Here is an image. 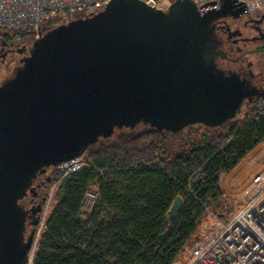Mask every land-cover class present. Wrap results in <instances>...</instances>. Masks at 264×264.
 Wrapping results in <instances>:
<instances>
[{"label": "water", "instance_id": "water-1", "mask_svg": "<svg viewBox=\"0 0 264 264\" xmlns=\"http://www.w3.org/2000/svg\"><path fill=\"white\" fill-rule=\"evenodd\" d=\"M195 0L156 8L111 0L102 10L40 33L0 80V264H32L39 218L22 200L49 168L83 155L117 129L178 132L234 119L249 86L217 67L211 20ZM181 206L177 197L169 218Z\"/></svg>", "mask_w": 264, "mask_h": 264}, {"label": "trees", "instance_id": "trees-1", "mask_svg": "<svg viewBox=\"0 0 264 264\" xmlns=\"http://www.w3.org/2000/svg\"><path fill=\"white\" fill-rule=\"evenodd\" d=\"M1 35L28 46L34 40L30 31ZM238 115L220 126L171 132L139 125L101 138L85 152L91 165L57 183L32 264H177L211 227L206 208L226 199L222 178L264 141V97L247 105L244 118ZM61 175L57 167L43 175L46 193ZM91 187L100 198L85 210Z\"/></svg>", "mask_w": 264, "mask_h": 264}, {"label": "built area", "instance_id": "built-area-1", "mask_svg": "<svg viewBox=\"0 0 264 264\" xmlns=\"http://www.w3.org/2000/svg\"><path fill=\"white\" fill-rule=\"evenodd\" d=\"M111 0H0V34L14 31H30L34 39L43 33L53 21L54 26L69 22L78 16H85L105 8ZM157 7L170 0H142ZM212 0H195L198 6ZM219 1V0H216ZM244 13L254 14L264 8V0H240ZM218 4L200 7L207 11ZM245 6V7H244ZM240 7L235 3L234 9ZM242 10V11H243ZM241 12V11H240ZM243 14V13H242ZM53 26V27H54ZM52 28V27H51ZM84 157L75 158L58 166L64 175L89 167ZM54 183L50 195L55 187ZM252 190L246 202L231 217H222L211 212L213 226L191 247L190 257L184 264H264V171L252 178ZM99 200L95 188L87 193L84 209L90 210ZM48 198L46 199L38 226L44 228L47 219ZM36 228V232L38 229ZM37 241V238H36Z\"/></svg>", "mask_w": 264, "mask_h": 264}, {"label": "flooded vegetation", "instance_id": "flooded-vegetation-1", "mask_svg": "<svg viewBox=\"0 0 264 264\" xmlns=\"http://www.w3.org/2000/svg\"><path fill=\"white\" fill-rule=\"evenodd\" d=\"M212 43L218 55L215 63L225 73L232 72L249 86L248 98L243 106L264 97V9L254 14H225L211 20ZM18 38H6L0 34V78L19 64L28 53V45H20ZM238 112V114H239ZM237 114V115H238ZM48 180L43 175L34 181L35 195L29 193L22 204L29 210L27 227L40 218Z\"/></svg>", "mask_w": 264, "mask_h": 264}, {"label": "crops", "instance_id": "crops-1", "mask_svg": "<svg viewBox=\"0 0 264 264\" xmlns=\"http://www.w3.org/2000/svg\"><path fill=\"white\" fill-rule=\"evenodd\" d=\"M262 145H264V141L258 144V146L246 158H244L242 162H240V164L232 172L228 173L222 178V188L226 195V199L223 201L227 202L228 206H230V209H231L230 201L232 200L237 205H239L236 206L235 208H232L233 211L231 209V212L237 211L245 203L247 199V195H245V192L249 187L248 184H249V180L251 179V176L257 170L264 167V163L259 160V158H261L262 156L257 154L259 158L258 159L255 158L256 150ZM251 157H253V159H251ZM216 209H221V205L216 207Z\"/></svg>", "mask_w": 264, "mask_h": 264}, {"label": "bare ground", "instance_id": "bare-ground-1", "mask_svg": "<svg viewBox=\"0 0 264 264\" xmlns=\"http://www.w3.org/2000/svg\"><path fill=\"white\" fill-rule=\"evenodd\" d=\"M174 0H170V1H165L164 2V6H166V7H169V5L173 2ZM212 1H215V4H218L217 2H219V7H213L214 9L215 8H220L221 7V0H219V1H216V0H212ZM235 3H237V5H239L240 7H238V9L241 11V12H239V13H243V14H246V13H244V11H245V8H244V10H243V7H242V2L240 1V0H236V2ZM245 7V6H244ZM157 8V7H156ZM213 8H211V9H209V10H212ZM233 9H234V6H233ZM235 10V9H234ZM243 10V11H242ZM208 11V10H207ZM207 11H200V13L201 14H203V13H205V12H207ZM249 15V14H248ZM251 15V14H250ZM78 17H82V16H78ZM77 18V17H76ZM75 19V18H74ZM73 20V19H72ZM240 110V109H239ZM239 112V111H238ZM80 157H84L85 159H87V161H90L91 162V160L87 157H85V153L83 154V155H81V156H79V157H77V158H80ZM75 159V158H74ZM73 160V159H72ZM71 160V161H72ZM66 162H70V161H66ZM66 162H63V163H66ZM63 163H61V164H63ZM61 164H59V165H61ZM59 165H57L56 167L58 168V166ZM55 167V168H56ZM50 169V168H49ZM59 169V168H58ZM60 170V169H59ZM261 171H264V167L263 168H261V169H259V170H257L253 175H252V177H251V179H250V184H249V189H247V198H248V195H249V193L251 192V190H252V187H253V185H252V178H253V176L256 174V173H258V172H261ZM62 172V171H61ZM72 173V172H71ZM67 175V174H66ZM65 175H64V173L62 172V175L57 179V180H55V181H53V183L51 184V187H52V185L54 184V183H56V185H57V183L59 182V180L62 178V177H64ZM56 185H55V187H56ZM55 187H54V190H55ZM93 188H95L96 190H97V192H98V194H99V190L97 189V187H91L90 189H89V191L91 190V189H93ZM88 191V192H89ZM87 192V193H88ZM48 195H49V192L47 191V193H46V195H45V199H47L48 198ZM86 197H87V194H86ZM86 197H85V201H86ZM99 198H100V194H99ZM247 200V199H246ZM84 201V202H85ZM246 202V201H245ZM223 204L221 205V207H222V210H220V211H217L215 208L214 209H210V208H206V212L209 214V217H210V221H211V227L209 228V230L212 228V226H213V219H212V216L210 215V213L211 212H216V213H218V214H220V216H222V217H231V216H233L237 211H235V212H231V209H230V206H228V204H227V202L226 201H223L222 202ZM208 230V231H209ZM208 231L205 233V234H207L208 233ZM37 242V241H36ZM190 257V256H189ZM189 259V258H188Z\"/></svg>", "mask_w": 264, "mask_h": 264}, {"label": "rangeland", "instance_id": "rangeland-1", "mask_svg": "<svg viewBox=\"0 0 264 264\" xmlns=\"http://www.w3.org/2000/svg\"><path fill=\"white\" fill-rule=\"evenodd\" d=\"M264 9V8H263ZM263 9H261L260 11H262ZM20 45H24V42H21V43H19ZM9 72H4V73H2V75H1V78H0V80L4 77V76H6L7 74H8ZM246 108H247V105H245V106H243V108H242V110L239 112V115H238V117H237V119H242V118H244L245 117V114H246ZM258 146V145H257ZM256 146V147H257ZM255 147V148H256ZM250 154V153H249ZM248 154V155H249ZM257 154H259L260 156H262L261 158H259V156L257 155ZM247 155V156H248ZM255 158L256 159H258L259 158V160L261 161V162H263L264 163V145H262L261 147H259L257 150H256V152H255ZM246 156V157H247ZM85 157L87 158V156L85 155ZM245 157V158H246ZM251 159H253V157H251ZM250 159V160H251ZM242 162V161H241ZM240 164V163H239ZM262 164V163H261ZM259 167H261V166H259ZM259 167H258V169H259ZM263 168V167H262ZM252 177V176H251ZM53 183V182H52ZM52 183H50V185H49V187H48V189H47V191L49 192V195H48V202H47V204H48V207H45V209H47V211H45L46 213H47V217H48V215H49V212H50V210H51V207H52V205H53V203H54V188H53V191H52V193H51V195H50V190H51V184ZM249 184H250V180H249ZM249 184H248V186H249ZM247 186V187H248ZM249 189V188H248ZM245 195H247V191L245 192ZM232 202V203H231ZM230 205H231V209L232 208H235L236 206H239V205H237L233 200L232 201H230ZM216 209V208H215ZM217 211H220V210H222V207H221V209H216ZM232 211H233V209H232ZM38 226V225H37ZM39 228H40V226H38V229H37V232H36V238H37V240L39 239V237H40V234H41V232H42V229L39 231ZM30 231V228H28V232ZM35 245H36V243H35ZM35 247V246H34ZM191 247L192 246H190V247H187L183 252H182V254L179 256V258H178V261H177V264H184L185 262H187V260H188V258H189V256H190V250H191Z\"/></svg>", "mask_w": 264, "mask_h": 264}]
</instances>
